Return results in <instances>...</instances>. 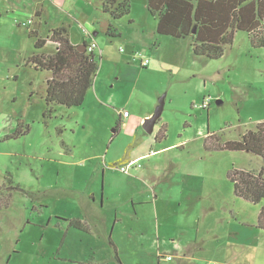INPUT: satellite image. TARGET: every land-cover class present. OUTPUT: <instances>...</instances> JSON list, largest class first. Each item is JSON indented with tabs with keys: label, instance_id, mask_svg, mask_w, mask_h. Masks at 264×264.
I'll return each instance as SVG.
<instances>
[{
	"label": "rangeland",
	"instance_id": "1",
	"mask_svg": "<svg viewBox=\"0 0 264 264\" xmlns=\"http://www.w3.org/2000/svg\"><path fill=\"white\" fill-rule=\"evenodd\" d=\"M87 1L60 0L57 10L44 0L51 18L40 23V34L55 19L77 32L87 18L99 64L96 91L81 106L56 105L46 116L50 73L28 58L51 54L54 43L35 48L29 32L37 17L20 24L36 0H0V185L8 176L20 188L0 210V264H120L110 241L124 264H264L258 206L236 197L226 177L232 168L256 170L264 161L203 148L209 133L238 140L264 120V47H252L248 34L236 31L221 57L196 56L189 37L156 33L147 0H130L119 19L103 13L100 0ZM108 24L118 36L104 33ZM133 48L147 66L128 56ZM162 94L157 126L165 123L167 131L158 141L142 124ZM122 110L139 123L115 132ZM132 147L141 166L124 173ZM70 219L82 229L67 227ZM232 240L258 246L246 250Z\"/></svg>",
	"mask_w": 264,
	"mask_h": 264
},
{
	"label": "trees",
	"instance_id": "2",
	"mask_svg": "<svg viewBox=\"0 0 264 264\" xmlns=\"http://www.w3.org/2000/svg\"><path fill=\"white\" fill-rule=\"evenodd\" d=\"M101 10L113 19L122 18L130 11V0H103ZM147 10L156 18L157 34L189 37L196 56L208 59L221 57L225 47L231 45L236 31L246 32L252 47H264V0H147ZM104 33L109 37L119 35L110 24L105 27ZM29 34L35 37L36 49H42L47 39L56 44L53 53H36L28 58V63L36 70L50 73L46 79L44 115L50 116L56 105L81 106L99 69L96 52L79 51L71 43L68 26L64 24L53 28L46 38L34 30H30ZM82 44L87 47L85 41ZM120 123L118 116L115 132H119ZM166 131V124H161L154 139L163 140ZM203 148L208 152L245 151L264 161V120L257 122L254 129H247L238 140L223 141L220 135L209 133L204 138ZM65 151L70 149L66 146ZM226 177L236 197L258 206L255 227L264 231V166L251 171L232 168L227 171ZM12 184L7 176L0 185V210L9 206L13 190L20 189ZM67 227L82 229L80 221L74 219ZM113 248L118 260L114 245Z\"/></svg>",
	"mask_w": 264,
	"mask_h": 264
},
{
	"label": "crops",
	"instance_id": "3",
	"mask_svg": "<svg viewBox=\"0 0 264 264\" xmlns=\"http://www.w3.org/2000/svg\"><path fill=\"white\" fill-rule=\"evenodd\" d=\"M49 2L52 4V5H54V7L58 10L59 9V7L61 6V3H60V0H54V1H51V0H49ZM92 2L94 3V4H97V2H98V0H95V2L92 0ZM90 0H88L87 2H86V6H89V4H91L92 3ZM100 2V4H101V2H103V0H100L99 1ZM48 4H45V2H44V0H36V2H35V5L32 7V10H30V11H28V16H26V19L27 20H29V19H32V22H33V20L37 17L38 18V20H39V24H38V26H36V27H33V29L32 30H34V31H36L37 33H38V35L39 36H41L42 38H45L46 36H48L49 34H50V32L52 31V29L53 28H55V27H57V26H60V25H67L68 26V29H69V39H70V41H71V43L73 44V45H75V46H78V45H81L84 41L86 42V44L88 45L91 41H94L95 43H96V39L94 38V36L96 35V33H95V30L93 29V26L89 23V21H88V19L87 18H85L84 16H82V18L81 19H84L85 18V21H83V22H78L79 23V26H81V27H79V29L77 30V32L75 31V30H73V25L72 24H68V22H66V21H64L63 19H55V21H53V23L51 24V29H50V31H48L45 35L43 34V33H41L40 34V23L41 22H44V23H46L47 22V20L48 19H50L51 18V15H50V13H49V11H48ZM40 7L42 8V10H39L40 9ZM39 11V12H38ZM21 14H23V13H20V14H18V15H20V16H24V15H21ZM86 16V15H85ZM31 22V23H32ZM83 24V25H82ZM155 30H156V28H155ZM78 37V38H77ZM47 41L49 42V40L47 39ZM46 41V43H45V45H44V47L46 46V44L48 43ZM54 45V47H55V49H54V51L56 50V45L55 44H53ZM96 45H97V43H96ZM97 48H98V45H97ZM96 48V49H97ZM136 48V47H135ZM53 51V52H54ZM133 51H137L136 49H134L133 48V50H131V53L128 55L131 59H133V57H132V55H133ZM52 52V53H53ZM139 64H140V62H139ZM92 88L94 89V91H96V85H95V83L93 84V86H92ZM87 94H88V92H87ZM86 94V95H87ZM151 114H147L146 115V117H148V116H150ZM142 119H140V121H141ZM120 121H121V123H120V125L122 124L123 126H125L126 127V129L130 126V125H137V123H139V118L138 117H134V116H132V114L131 113H129V116L128 117H126V118H123V117H121L120 116ZM158 126H157V124H156V126L154 127V130H153V133L155 134V132L158 130ZM119 131H120V127H119ZM141 140L140 139H138L137 140V142H140ZM133 149V147L129 150H127V154H128V156H127V159L129 160V159H133L132 157H131V150ZM150 151V150H149ZM150 154V153H149ZM125 159H126V155H125ZM128 160H126V161H128ZM125 161V162H126ZM113 166V165H112ZM113 167H115V166H113ZM124 173H126V172H124ZM127 173H129V172H127ZM71 220V219H70ZM70 220H68V223H69V221ZM70 228V227H69ZM73 229H75V228H73ZM85 230V229H84ZM174 240H172V242H173ZM110 244H111V246L113 247V243L110 241ZM113 244V245H112ZM234 244H238L239 246H237V247H243V249H248V248H255V247H257L258 245H257V242H234L233 240L230 242V245H232V246H234ZM230 245H228V246H230ZM114 247H115V249H116V246L114 245ZM114 249V248H113ZM159 250V249H158ZM158 254V257L160 256V257H162L161 256V254H160V252H158L157 253ZM167 257H170L169 255L168 256H166V260L167 261H171V258L170 259H167ZM116 259V258H115ZM117 260V259H116ZM120 264H122L123 262H121V260H120V258H119V256H118V260H117ZM231 262H234V261H231ZM160 263V259L159 260H157V264H159ZM208 263H213V262H207L206 264H208ZM124 264V263H123ZM189 264H194V263H192V260L189 262Z\"/></svg>",
	"mask_w": 264,
	"mask_h": 264
},
{
	"label": "built area",
	"instance_id": "4",
	"mask_svg": "<svg viewBox=\"0 0 264 264\" xmlns=\"http://www.w3.org/2000/svg\"><path fill=\"white\" fill-rule=\"evenodd\" d=\"M32 19L26 20V22H22L20 23L22 26H26L28 23H31ZM56 45V44H55ZM97 48V45L94 41H91L87 47L86 50L88 52H95ZM120 51H123V49L121 48ZM133 59H138L140 62L141 66H147L149 64V59L147 57H144L142 53H140L139 51H133V55H132ZM201 108H206L207 104L206 102H202L200 105ZM119 116L126 118L129 116V113L127 110H122L119 112ZM153 151L150 150L149 153L151 154ZM140 163H138L135 159H129L128 161H126L123 165L121 164L120 166V170L122 172H129L131 168H138L140 167ZM167 259H170V257H167ZM208 264H215V263H208Z\"/></svg>",
	"mask_w": 264,
	"mask_h": 264
},
{
	"label": "water",
	"instance_id": "5",
	"mask_svg": "<svg viewBox=\"0 0 264 264\" xmlns=\"http://www.w3.org/2000/svg\"><path fill=\"white\" fill-rule=\"evenodd\" d=\"M194 31L195 30L193 29V32ZM77 49L79 51H85L86 47H85V45L81 44V45L77 46ZM164 97H165V94H162L159 97L158 104L155 107L154 112L150 116L146 117L143 121L142 127H143V130L145 131V133H147V134L153 133L154 127L156 126L157 121L161 116V113L163 111V106H164Z\"/></svg>",
	"mask_w": 264,
	"mask_h": 264
}]
</instances>
